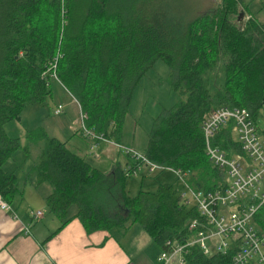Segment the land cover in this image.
Instances as JSON below:
<instances>
[{"label": "trees", "instance_id": "1", "mask_svg": "<svg viewBox=\"0 0 264 264\" xmlns=\"http://www.w3.org/2000/svg\"><path fill=\"white\" fill-rule=\"evenodd\" d=\"M240 6V0H216L192 13L179 12L172 0H0V199L10 206L21 195L15 173L3 165L17 151L27 158L37 148L23 180L48 189L44 205L59 221L50 236L77 219L85 234L138 224L160 250L166 242L193 238L187 225L200 219L198 212L170 186L126 194V179L139 162L126 155L125 171L115 169L108 185L107 176L42 128L27 130L20 147L3 126L18 121L25 106L49 97L55 80L77 104L85 128L117 140L133 88L160 60L171 70V90L183 100L154 120L141 155L188 172L184 182L194 191H213L219 172L204 155L202 117L219 108L244 109L264 135L257 130L264 108V20L250 14L238 28ZM55 55V79L42 77ZM230 128V122L220 128L212 142L227 157L240 154ZM115 200L122 210L117 216L109 214ZM253 222L264 232V206ZM229 261V255H203L196 245L182 255V264Z\"/></svg>", "mask_w": 264, "mask_h": 264}, {"label": "rangeland", "instance_id": "2", "mask_svg": "<svg viewBox=\"0 0 264 264\" xmlns=\"http://www.w3.org/2000/svg\"><path fill=\"white\" fill-rule=\"evenodd\" d=\"M241 6L238 8L237 15L242 12L240 19L241 26L244 21L249 19V15H255L258 20H264V0H240ZM174 7L179 11H192V13L205 10L211 6L216 5V0H172ZM245 7V8H244ZM197 10V11H196ZM236 15V18H237ZM236 18L234 23L237 24ZM57 55H55L56 57ZM54 57V58H55ZM53 58V59H54ZM54 62V61H53ZM52 60L48 62L47 67L50 68L53 65ZM171 70L160 60L153 62L152 66L144 73V75L138 80V83L133 88L131 99L126 113L123 116L122 126L117 140L113 138H104L102 140L91 139L89 137L83 138L89 143V149L94 150L98 144L106 145L112 148V157L108 160H94L95 165L101 170V172L108 177L105 180L106 184L113 185V179L110 175L113 171L119 170L125 171L126 155L124 151H129L130 154L141 155L147 143L148 133L153 127L154 120L163 112L183 100V97L179 93H174L171 88ZM51 94L46 97L41 104L27 105L22 110L18 121H11L3 126L6 135L10 138H17L20 147L26 144L25 132L34 128H42L46 135L54 137L60 142H67L69 144L75 143L74 138L71 135H77L79 131L77 127L85 128L84 122L81 123L79 108L75 110L74 117L70 114V106L68 105L70 99L68 94L62 89L60 84L53 80L51 82ZM77 105V104H76ZM61 107L62 111L59 115H54V111ZM82 116V114H81ZM258 128L264 129V108L261 111V118L258 119ZM87 129V128H86ZM259 132V131H258ZM257 132V133H258ZM94 136L98 135L92 133ZM262 144L264 145V135L257 134ZM79 136V135H78ZM89 138V139H87ZM37 148H31L29 157H23L20 151H17L11 160L3 165L2 169L7 172L13 171L18 179V188L22 191L23 174L31 167L33 161L36 158ZM98 158V155H95ZM102 158V157H101ZM229 158V157H228ZM23 180V181H22ZM160 185L163 187L170 186L178 194H185L188 196L187 191L183 187L180 179H178L172 171L164 170L161 173H148L147 169L141 168L140 172L136 175H131L126 179L124 191L130 197L135 196L139 191L142 192H154L156 187ZM26 189H30V185L26 184ZM32 188V187H31ZM38 193L46 194L48 189L45 185H41L35 190L34 198L30 201L22 199L25 204H28L26 217L29 213H35L36 203L38 202ZM22 195V192H21ZM21 195L15 196L10 204L11 209H16V206L21 202ZM24 204V205H25ZM118 200H115L114 205L109 208V214L117 216L122 213L121 208L118 207ZM40 211L42 218L35 222V225H41L44 219L54 221V217L48 213L45 206L41 207ZM70 213L73 211V207ZM16 209L15 211H17ZM32 210V211H31ZM254 221V219H253ZM30 226V222L27 224ZM34 225V226H35ZM131 226V227H130ZM256 227V225L254 224ZM130 227L127 232L129 237H135V245L139 251H143L148 241L142 234V228L138 224H132L127 222L125 224V230ZM119 233V230L114 231ZM122 243H125L123 237L118 236ZM143 237V238H142ZM144 239V240H143ZM149 245H152L149 242ZM156 258L160 254L159 248L155 246ZM150 263L157 264L156 259L152 258ZM171 264H177V257Z\"/></svg>", "mask_w": 264, "mask_h": 264}, {"label": "built area", "instance_id": "3", "mask_svg": "<svg viewBox=\"0 0 264 264\" xmlns=\"http://www.w3.org/2000/svg\"><path fill=\"white\" fill-rule=\"evenodd\" d=\"M56 60L57 56L52 59L53 65L47 67L42 77L48 75L55 79L53 70ZM61 111L58 106L54 115H59ZM84 118L80 114L82 124ZM229 122L231 140L239 146L240 154L228 158L226 152L213 146L212 142L218 130ZM77 130L84 138L88 137V133L95 141L105 138L101 134L94 136L91 130L84 127H77ZM200 131L204 155L219 172L218 187L210 192L194 191L188 187L184 182L188 172L158 166L148 162L142 155L124 151L131 160L139 162L132 175L138 174L141 168L147 169L150 174L172 171L188 193V196L179 194L183 204L194 208L200 217L187 225L193 238L184 244L166 242L167 248L161 250L157 262L171 264L176 256L177 264H182V255L186 249L196 245L206 256L229 255V264H264V232H258L253 222L258 209L264 206V145L255 131L249 113L244 109H216L202 117ZM8 210L9 205L0 199V211ZM28 217L33 221L39 219L41 213L30 212ZM28 228L29 225H26L23 231L26 233Z\"/></svg>", "mask_w": 264, "mask_h": 264}, {"label": "crops", "instance_id": "4", "mask_svg": "<svg viewBox=\"0 0 264 264\" xmlns=\"http://www.w3.org/2000/svg\"><path fill=\"white\" fill-rule=\"evenodd\" d=\"M67 97L70 99L68 104L70 114L74 117L75 110L78 111L77 105L69 95ZM71 138H74L75 143L63 142L67 149L99 171L101 170L95 165L94 160H108L112 157L113 151L109 146L98 144L94 150H90L89 143L81 136L71 135ZM96 154L98 158H95ZM22 184L21 202L16 206L18 210L15 211L16 209L13 210L9 206L8 211H0V264H152L150 263L152 258L154 262L156 259L158 264L156 245L145 233H140L152 245L146 241L144 250L139 251L135 245V237L127 235L131 226L127 230L120 228L119 233L111 230L110 234L101 231L85 234L78 220L72 219L50 236L59 227V221L53 218L54 221L51 219L47 223L44 219L41 225L36 226L35 222L42 216L33 221L27 218L29 205L25 204L22 197L30 201L37 189L33 187L26 189V183ZM46 195L47 193H38L37 212L45 206L43 199ZM72 214L73 211L71 213L69 211L68 215ZM29 222L30 226L25 233L23 229ZM118 236L123 237L125 243H122Z\"/></svg>", "mask_w": 264, "mask_h": 264}, {"label": "water", "instance_id": "5", "mask_svg": "<svg viewBox=\"0 0 264 264\" xmlns=\"http://www.w3.org/2000/svg\"><path fill=\"white\" fill-rule=\"evenodd\" d=\"M241 17H242V12H239L238 15H237V18H236L238 28L241 27V23H240Z\"/></svg>", "mask_w": 264, "mask_h": 264}]
</instances>
